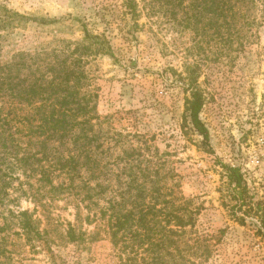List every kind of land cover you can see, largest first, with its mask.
Returning <instances> with one entry per match:
<instances>
[{"label":"rangeland","instance_id":"obj_1","mask_svg":"<svg viewBox=\"0 0 264 264\" xmlns=\"http://www.w3.org/2000/svg\"><path fill=\"white\" fill-rule=\"evenodd\" d=\"M193 1L136 0L134 19L123 13L121 0H0V61L63 67L86 29L109 41L110 52L84 60L87 90L96 106L103 184H111L110 192L127 190L130 168L126 170L123 157L135 150L139 162H134V172L139 173V164L148 166L165 190L201 208L195 231L207 239L211 256L191 251V264H264V228L248 207L264 206V0H247L241 11L236 8L252 23L233 26L222 36L206 20L197 23ZM3 8L29 20L2 27L8 20ZM196 90L204 100L200 117L208 141L186 110L187 98ZM223 164L240 168L246 205L239 206ZM15 191L1 213L34 211L35 203ZM76 213L75 201L65 196L50 204L48 218L38 211L42 228L49 230L50 249H33L10 223L0 239L8 238L12 264H123L121 257L129 262L97 223L81 226L97 232L96 241L65 245L60 236L69 222L76 223ZM4 218L0 214V227Z\"/></svg>","mask_w":264,"mask_h":264},{"label":"trees","instance_id":"obj_2","mask_svg":"<svg viewBox=\"0 0 264 264\" xmlns=\"http://www.w3.org/2000/svg\"><path fill=\"white\" fill-rule=\"evenodd\" d=\"M121 1L123 13L136 19V0ZM244 4L247 0L192 2L197 9L194 15L197 23L206 20L208 28L220 36L231 32L233 26H250L251 18L236 11V8L241 11ZM3 10L8 20L4 21L6 24L2 22V27L12 25L14 20H29L18 12ZM203 10L209 14L204 16ZM111 49L109 41L86 29L83 41L63 67L33 66L25 59L0 61V100L3 101L0 105V209L11 201L12 189L36 205L34 211L9 209L2 214L0 210L5 217L0 233H6L9 224L14 222L33 249L37 245L50 249L49 230L42 228L43 219L37 213L41 210L48 218L50 204L65 196L75 201L77 209L76 223L69 222L60 236L65 245L84 247L87 242L96 241L97 232L90 234L81 226L97 223L105 228L121 254L129 255V262L124 263L120 258L123 264H191L187 256L197 250L199 257L209 259L210 245L195 231L201 208H192L191 200L180 201L172 190H165L159 183L160 178L148 166L139 164V173L134 172V162H139L135 150L123 157L126 170L130 168L126 172L130 179L126 182V191L119 188L110 192L111 184L101 181L106 175L96 155L99 147L94 124L96 106L87 90L84 60L88 55L108 53ZM17 57L23 59V54ZM203 105V96L196 90L187 98L186 110L195 130L208 141L209 132L200 117ZM223 167L239 206L246 205L247 185L240 168L226 164ZM16 170L21 174H15ZM118 179L123 183L121 176ZM148 183L155 187L148 189ZM248 207L258 215L264 228L263 204L257 202ZM83 209L87 210L84 216ZM13 259L8 238L1 236L0 264H12Z\"/></svg>","mask_w":264,"mask_h":264}]
</instances>
